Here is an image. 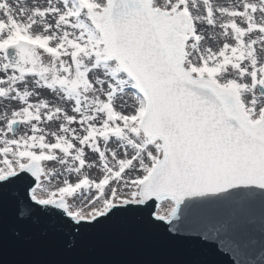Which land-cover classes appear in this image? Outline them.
Segmentation results:
<instances>
[{
	"label": "snow or ice",
	"instance_id": "snow-or-ice-1",
	"mask_svg": "<svg viewBox=\"0 0 264 264\" xmlns=\"http://www.w3.org/2000/svg\"><path fill=\"white\" fill-rule=\"evenodd\" d=\"M257 206L264 254V0H0V246Z\"/></svg>",
	"mask_w": 264,
	"mask_h": 264
},
{
	"label": "water",
	"instance_id": "water-1",
	"mask_svg": "<svg viewBox=\"0 0 264 264\" xmlns=\"http://www.w3.org/2000/svg\"><path fill=\"white\" fill-rule=\"evenodd\" d=\"M4 215L11 226L10 206H5ZM244 221L255 229L244 247L228 237L217 238L211 215L181 216L168 225L179 229V234H169L163 225L154 227L135 213L94 224L74 240L63 234L44 235L41 225L25 226L22 240L6 239L0 246V264H254L264 255L259 241L258 206L247 210ZM205 228L212 236L207 244L195 239ZM70 243L72 247L68 246Z\"/></svg>",
	"mask_w": 264,
	"mask_h": 264
},
{
	"label": "bare ground",
	"instance_id": "bare-ground-1",
	"mask_svg": "<svg viewBox=\"0 0 264 264\" xmlns=\"http://www.w3.org/2000/svg\"><path fill=\"white\" fill-rule=\"evenodd\" d=\"M217 2L220 3V4H223V5H228V4H230V3H235L236 0H223V1L217 0ZM91 174H92L93 176L97 175V174H98V173H97V170L94 169V170L92 171Z\"/></svg>",
	"mask_w": 264,
	"mask_h": 264
},
{
	"label": "rangeland",
	"instance_id": "rangeland-1",
	"mask_svg": "<svg viewBox=\"0 0 264 264\" xmlns=\"http://www.w3.org/2000/svg\"><path fill=\"white\" fill-rule=\"evenodd\" d=\"M220 1H223V0H220Z\"/></svg>",
	"mask_w": 264,
	"mask_h": 264
}]
</instances>
